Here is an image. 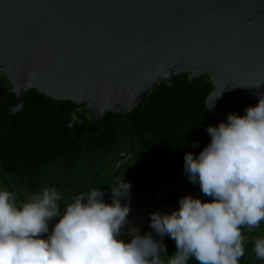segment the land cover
Returning a JSON list of instances; mask_svg holds the SVG:
<instances>
[{
    "label": "water",
    "instance_id": "1",
    "mask_svg": "<svg viewBox=\"0 0 264 264\" xmlns=\"http://www.w3.org/2000/svg\"><path fill=\"white\" fill-rule=\"evenodd\" d=\"M181 74L213 86L210 122L193 135L202 132L205 147L208 126L264 93L256 87L264 81V0H0V75L11 85L8 92L0 82V105L16 99L2 109L7 130L31 91L87 111L101 132L105 116L116 115L128 149L113 182L135 151L128 116L159 83L175 89Z\"/></svg>",
    "mask_w": 264,
    "mask_h": 264
},
{
    "label": "clouds",
    "instance_id": "2",
    "mask_svg": "<svg viewBox=\"0 0 264 264\" xmlns=\"http://www.w3.org/2000/svg\"><path fill=\"white\" fill-rule=\"evenodd\" d=\"M256 95L243 116L207 127L211 140L198 155H184V174L207 199L189 193L177 209L151 213L149 232L128 219L132 185L123 177L114 179L110 203L92 187L63 208L56 187L27 194L0 187V264H239L242 229L264 223V93ZM165 236L176 246L171 256ZM252 250L264 261V235Z\"/></svg>",
    "mask_w": 264,
    "mask_h": 264
},
{
    "label": "trees",
    "instance_id": "3",
    "mask_svg": "<svg viewBox=\"0 0 264 264\" xmlns=\"http://www.w3.org/2000/svg\"><path fill=\"white\" fill-rule=\"evenodd\" d=\"M7 84L10 90L11 85ZM212 91L207 76L195 87L189 74H181L175 89L168 83H159L144 104L128 116L135 151L129 163L119 168L118 176L132 185L131 207L148 209L161 191V202L172 210L189 193L207 199L184 174L183 158L187 152L198 155L204 148V134L193 135L210 122L205 101ZM26 98V109L12 117L11 130H7L4 113L0 111V187L9 191L20 188L25 194L38 192L44 186L56 187L64 197L62 208L74 195L97 187L108 192L104 199L110 203L113 167L128 149L121 129L116 126L119 117L107 114L101 132L88 112L73 103L56 102L37 91L29 92ZM15 104V96L10 94L5 107ZM249 106L252 103L242 98L233 113L239 115ZM23 199V195L18 196V202ZM242 232L247 243L239 264H264L252 250L254 239L264 235V223L252 232L244 227ZM163 242L167 254H174V241L166 237ZM189 264L197 262L190 260Z\"/></svg>",
    "mask_w": 264,
    "mask_h": 264
},
{
    "label": "built area",
    "instance_id": "4",
    "mask_svg": "<svg viewBox=\"0 0 264 264\" xmlns=\"http://www.w3.org/2000/svg\"><path fill=\"white\" fill-rule=\"evenodd\" d=\"M161 195H162V191L161 192H158L155 197L152 199V201L150 202L149 206H148V209H147V220H148V225L150 223V214L151 213H154V212H161V213H169L172 211V209L170 207H168L167 205L163 204L161 202ZM139 211L138 207H131V212H130V215L129 216H132V215H136L137 212ZM151 231V229L148 227L147 229H145L143 233L145 232H149ZM167 236L164 237V239L166 238Z\"/></svg>",
    "mask_w": 264,
    "mask_h": 264
},
{
    "label": "crops",
    "instance_id": "5",
    "mask_svg": "<svg viewBox=\"0 0 264 264\" xmlns=\"http://www.w3.org/2000/svg\"><path fill=\"white\" fill-rule=\"evenodd\" d=\"M129 221L137 226L141 233L148 228V220H147V208L144 207L140 209L136 215H132L128 217Z\"/></svg>",
    "mask_w": 264,
    "mask_h": 264
},
{
    "label": "flooded vegetation",
    "instance_id": "6",
    "mask_svg": "<svg viewBox=\"0 0 264 264\" xmlns=\"http://www.w3.org/2000/svg\"><path fill=\"white\" fill-rule=\"evenodd\" d=\"M0 82L3 83L5 90H7L8 92H10L11 89H10V90L7 89V85H8L7 83H8V82H7L6 79H5L3 76H1V75H0ZM9 98H10V96H9ZM9 98L7 99V103H9ZM7 103L5 102V103H3V105H0V111H1V112H2V109L6 108L5 105H7Z\"/></svg>",
    "mask_w": 264,
    "mask_h": 264
}]
</instances>
